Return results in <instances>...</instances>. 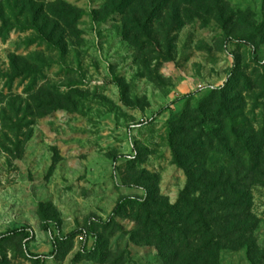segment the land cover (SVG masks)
Segmentation results:
<instances>
[{
  "label": "rangeland",
  "instance_id": "rangeland-1",
  "mask_svg": "<svg viewBox=\"0 0 264 264\" xmlns=\"http://www.w3.org/2000/svg\"><path fill=\"white\" fill-rule=\"evenodd\" d=\"M0 29V264H169L204 171L250 188L220 264H264V0H0Z\"/></svg>",
  "mask_w": 264,
  "mask_h": 264
},
{
  "label": "trees",
  "instance_id": "trees-1",
  "mask_svg": "<svg viewBox=\"0 0 264 264\" xmlns=\"http://www.w3.org/2000/svg\"><path fill=\"white\" fill-rule=\"evenodd\" d=\"M191 96L192 94H187L178 97L171 104ZM208 175L210 172L204 171V178H194L189 173V183L170 214L176 221H164L168 227H172L171 232L177 237L173 258L169 264H220L219 251L224 247L237 249L243 246L253 230L249 186L238 180L206 177ZM128 201L131 202V199L119 202L114 211L122 209ZM186 222L191 226L190 230L183 227ZM44 229L47 230L46 227ZM90 233L95 235L92 230L80 229L63 236V239L76 238L81 234L87 240ZM11 235L23 237L25 251L30 257H47L46 254H35L29 250L28 245L34 237L30 228L14 229L2 238ZM56 240L55 238V247Z\"/></svg>",
  "mask_w": 264,
  "mask_h": 264
}]
</instances>
